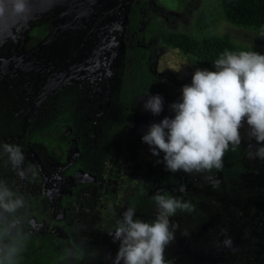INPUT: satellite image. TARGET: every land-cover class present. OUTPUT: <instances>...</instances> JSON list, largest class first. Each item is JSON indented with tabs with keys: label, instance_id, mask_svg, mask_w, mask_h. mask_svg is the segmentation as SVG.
Masks as SVG:
<instances>
[{
	"label": "flooded vegetation",
	"instance_id": "1",
	"mask_svg": "<svg viewBox=\"0 0 264 264\" xmlns=\"http://www.w3.org/2000/svg\"><path fill=\"white\" fill-rule=\"evenodd\" d=\"M91 1L94 2V0ZM177 1H185L186 3L183 6L180 5L181 11L180 9L176 10L180 11V13L173 10L167 11L157 0H106L105 7H102L97 1L94 8L95 14H91V16L97 17L89 28L91 32L96 34V43L88 52L89 55H86L81 61H74L69 66L66 58L60 60L59 56H54L49 50L45 51V49L47 44L54 43L57 36L63 32H67L68 27H74L69 22L70 17L68 16H74L75 19L86 16L87 12L85 8L74 6L77 3L85 2L83 0H36L32 15L26 23L20 25L18 30L13 29L9 32L0 33V67L2 69L6 67L12 76L15 78L19 77L17 82L13 78V82L15 81L17 86L26 87L24 89L26 90L25 93L36 96L37 102H41V105H44L40 108L41 111L35 110V103L30 105L27 111L31 117L57 110V106L53 103L55 100L53 96L64 88L66 85L64 83H67V85L71 84L67 82L69 81L68 78L65 82V77L67 76H80L82 80H85L87 72L96 80L97 78L103 80V83L105 81L108 82L109 79L114 80L113 78L117 77L116 92L111 96L108 94L107 98V106L108 102L112 101L109 111L113 113L114 106L118 100L117 94L121 89L122 79L120 76H122L123 72L132 62L131 55L127 49H132V47H126V53L129 54L130 61L128 65L125 63L121 65L119 77V72L114 65V63L118 62L116 56H114L115 51L119 48V42L127 45V37H124L125 32L132 33L135 42L138 41L135 39L134 33L127 28L128 11L131 5L134 2L145 3L147 7L153 2V5L160 7L162 11H170V13H175L176 15L168 16L167 13L161 14L155 11L154 17L159 24L164 23L168 29L175 32L183 31L190 35H197L195 16L200 10L198 6L200 0ZM208 2L210 1L203 0L201 4L203 6ZM116 16H119L120 20H123L126 25L120 27L121 24ZM160 16H164L165 18H161ZM177 21L181 23L185 22V27L189 24L191 32L185 28L176 30L174 27L175 29H173L172 22L177 27ZM57 29H60V31L56 32ZM146 36L151 41L147 44L143 43L142 46L147 50L149 58L152 60V70L159 77H164L165 74H157L154 70V53L156 52L155 54H157V50L161 46L170 47L162 44L160 39L153 37L151 34H145L143 42ZM33 40H37L35 44ZM151 44H155V50L152 49ZM80 51L81 47L76 54H80ZM56 57L58 58L55 59ZM109 63L111 64V70L108 65ZM113 67L114 69L112 70ZM193 73L194 71L191 70V67H187L185 72H175L177 81L181 87L185 84H191ZM159 79L161 80V78ZM54 81H60L57 83V87L54 86ZM109 86H111L110 82L108 83ZM149 96L146 93L134 97L130 105L131 109L125 119L123 132L128 131L131 134L133 132L139 133L133 127L132 130H128V122L136 114L137 109L135 104L137 100H140V98L146 100ZM162 97L164 100V93ZM112 118V115L108 118L110 120V133ZM62 125L59 124L58 127ZM41 126H34L29 135L21 138L16 134H12L8 138V143L11 142L12 144L22 146L25 153L26 165L35 164L40 169L39 180L31 183L19 181L9 167L4 174L5 179L8 180L11 186L16 187L30 199V210H25L24 213L25 217L26 215L28 217L23 219L24 248L30 251L28 257L30 260H27L26 256L21 253L17 257V262H24V264H27L26 262L29 261L31 262L29 264H113L120 242L118 240L114 241L113 236L109 233L111 231L114 232L118 222L122 219L123 212L129 207L134 208L136 211L134 218L151 222L156 215V205L153 197L156 193L161 194L168 187H158L157 190L152 191L150 189L151 186L147 184V180H154L157 183L159 178H153L154 175L149 173V176L146 177V180L142 184L138 183V185H135V188L129 186V188L122 189L119 187V181H117L119 177L115 178L105 169L99 172L95 168V165L100 163L98 157L91 161L94 169L88 170L76 167L79 161L87 159V156L84 154L87 151V147H78L80 141L78 137H65L69 131V128L66 127L61 130L62 135L60 139L65 140V146L66 141L69 140L68 146L63 147L58 144L48 148L44 141L33 137V134L35 132L41 134L48 132L50 134L54 130H59V128L56 129L54 126L50 128L49 124L43 126L44 128ZM48 128L50 129L49 131L47 130ZM244 129L245 126L242 130ZM14 137H16L17 141L13 140ZM111 143L112 145L116 144V140L110 139ZM72 144L75 145V150L71 149ZM110 144L107 147L108 152L104 158L105 160L110 161L120 148L129 149L123 144H119L116 152L110 155ZM90 145L93 147L92 144ZM55 149L60 153L57 162H55L53 157L49 156V153ZM41 153L45 155L47 165L42 163L43 157ZM0 167L3 169L7 168L3 164H0ZM71 169L73 172H69ZM143 190H148V193L144 194ZM116 191L121 194H118ZM39 195L47 201L40 208L43 214L32 205ZM46 211L49 212L48 215H44ZM40 234H50V237H39ZM29 244L32 247H28ZM55 250L58 251L55 252ZM39 255L40 257H38ZM41 257H43V260L40 262L38 259Z\"/></svg>",
	"mask_w": 264,
	"mask_h": 264
},
{
	"label": "rangeland",
	"instance_id": "2",
	"mask_svg": "<svg viewBox=\"0 0 264 264\" xmlns=\"http://www.w3.org/2000/svg\"><path fill=\"white\" fill-rule=\"evenodd\" d=\"M83 1L85 3H77L74 6L85 8L86 16H81L82 18L80 19L68 16L70 17L69 22L74 27H68L67 32L57 36L54 43L47 44L45 49V51L49 50L52 55L59 56L60 60L66 58L69 66L74 61H81L86 55H89L88 52L96 43V34L91 32L89 28L95 22L97 16H91V14H95L94 8L97 1L102 7H105L106 2V0ZM157 1L167 11L173 10L177 13L182 10L179 8L180 5L186 4L185 1L179 2L177 0ZM202 1H199V7L202 6ZM213 4L219 10L217 23L212 28L214 33L223 35L238 44L250 46L259 53L264 54V32L233 26L223 17L217 0H213ZM179 9L180 11H176ZM145 11V15L157 11L161 14L167 13L168 16H176L175 13H170V11H162L160 7L154 6L153 2L146 7ZM116 17L121 24L120 27L126 25L123 20H120L119 16ZM160 17L165 18L164 16ZM145 24L143 22V26ZM174 24L172 22L173 29L181 30L185 28L191 32L189 24L186 27L184 26L185 22H178L177 27ZM59 31L60 29H57L56 32ZM124 37H127V45L119 42L118 46L120 49L117 48L114 55L118 60L117 63H114L119 72L118 77L121 65H124V63L128 65L130 61L129 54L126 53V47L133 48L135 43L132 33L125 32ZM36 41L33 43L35 44ZM150 41L151 39L146 36L144 43L147 44ZM80 47V54H76ZM151 47L153 50L156 49L155 44H151ZM155 53L154 70L157 74H165L163 79L157 80V90H161L165 94L163 111L159 115H153L143 106L148 98L146 100L144 98L137 100L135 104L136 114L130 118L132 120L128 122L127 129L132 130L133 127L134 130L142 135L147 132L152 123H159L166 116L169 118L174 117L175 113L169 106L173 102L180 100L182 90L175 72H185L187 67H191L194 72L197 69H205L196 67L193 64V58L185 55L179 49L174 50L161 46V48H158L157 54ZM108 65L111 70V64L109 63ZM3 68L0 67V144L8 143V138L12 134H16L20 138L29 135L32 128L36 125H42L41 127L44 128L43 126L49 124L51 128L52 126L63 124L69 128L68 135L65 137H78L80 139L78 147H87L86 153L83 151L87 159L79 161L76 167L88 170L94 169L91 161L98 157L100 163L95 165V168L99 172L105 169L115 178L119 177L117 181H119V187L122 189L129 188V186L135 188L138 183L142 184L146 177L149 176V173L152 175L158 174L159 180L157 183L154 180H147L149 182L147 184L151 186L150 189L152 191L157 190L158 187L164 188L178 185L184 191H195L193 194L199 196L200 202L215 199L214 204L221 205L212 207L207 202V205L201 203L198 211H196L195 205L192 204L195 210L193 211L195 217H189L186 213L178 211L175 216L170 218L174 223L179 224V229L176 232L174 242L168 246L165 252L168 264H229L230 256L242 261L243 264H264V160L249 158V153L254 152L257 145L254 139H250L247 136V124L245 129L240 131L244 137L242 144L248 150L246 157L243 159L247 161L246 168L248 171L242 174L240 181L229 180L224 182L221 181L220 177L215 178L219 181V185L214 188L205 179V175L201 178L203 175L197 173L188 174L183 171L171 173L166 170L165 166L160 168L155 166L157 156L152 155L150 146L144 142L133 149L120 148L110 161L104 159L111 139L110 120L108 118L111 117L109 107L112 101L108 102L107 106V98L108 94L111 96L116 92L117 77H114V80L109 79L108 82L105 81L103 83V80L98 78L96 80L87 72L85 80H82L80 76H67L65 77V82L68 78L69 81L67 82L71 84L67 85V83H64V85L66 84L65 86L63 85L64 88L60 87L62 90L53 96L55 98L53 103L57 106V110L31 117L27 111L30 105L35 103V110H40L44 105H41V102H37L36 96L25 93L26 90L24 89L26 87L17 86L15 81L17 82L19 77L15 78L8 72L6 67ZM207 70L215 71V69ZM13 78L15 79L14 82ZM59 82L54 81V86ZM109 82L111 86L108 87ZM170 83L172 84L170 85ZM47 130L49 131L50 129L48 128ZM13 140L17 141L16 137ZM9 144L12 143L9 142ZM71 149L75 150L74 144H72ZM41 155L43 157L42 163L47 165L45 155L43 153ZM59 155L60 153L57 149L49 153V156L53 157L55 162H57ZM7 170L8 167L6 169L0 167V178L5 179L4 174ZM69 172H73V170L71 169ZM185 180L188 181L186 182ZM191 180H194L193 185ZM225 190H228L229 194L225 195ZM116 192L121 194L118 191ZM142 192L147 194L148 190H143ZM44 203H47V201L39 195L32 205L43 214L40 208ZM27 210H30L29 207ZM22 213L23 219H26L28 215L25 217V210ZM48 214L49 212L47 211L44 213V215ZM184 231L189 234L182 235ZM225 234L232 239L231 248L223 247L220 243L225 239ZM39 237H50V234H40ZM21 253L26 256L27 260H30L28 259L30 251L25 250L23 247ZM29 262L26 263L29 264ZM17 264H24V262H17Z\"/></svg>",
	"mask_w": 264,
	"mask_h": 264
},
{
	"label": "clouds",
	"instance_id": "3",
	"mask_svg": "<svg viewBox=\"0 0 264 264\" xmlns=\"http://www.w3.org/2000/svg\"><path fill=\"white\" fill-rule=\"evenodd\" d=\"M35 2L0 0V33L18 30L26 23ZM213 64L215 71L197 69L193 73L191 84L182 86L180 100L169 106L174 117L152 123L142 141L150 146L153 156L163 153L162 161L157 163L163 162L167 171L207 174L205 179L215 188L219 181L211 173L213 169H223L226 151L242 143L240 130L245 123L247 136L257 145L249 158L264 160V54L226 50ZM157 87L155 82L156 90ZM143 106L159 115L163 97L151 95ZM25 159L21 145L0 144V164L9 167L19 181L39 180L38 165H26ZM153 199L156 215L151 222L134 218L136 211L129 207L114 232L109 233L120 242L113 264H168L165 252L179 229V224L170 218L178 211L191 213L194 206L182 198L160 193ZM29 206L30 199L24 193L0 178V264H17L25 243L22 210ZM220 243L231 248L233 242L225 234Z\"/></svg>",
	"mask_w": 264,
	"mask_h": 264
},
{
	"label": "trees",
	"instance_id": "4",
	"mask_svg": "<svg viewBox=\"0 0 264 264\" xmlns=\"http://www.w3.org/2000/svg\"><path fill=\"white\" fill-rule=\"evenodd\" d=\"M209 1L210 2L200 7V10L195 16L197 35H190L183 31L175 32L174 30L168 29L165 26L166 24H159L155 20V12L147 15L144 14L146 12L145 3L134 2L131 5L130 10L128 11L127 28L134 33L135 39L138 40L139 43L137 41L134 43L132 49H127L128 53L131 55L132 62L123 72L122 76H120L122 79L121 89L117 94V104L114 106L113 113L111 112L113 118L110 137L111 140H116V144H110V155L116 152L119 144H123L125 147L133 149L142 141L143 135L139 133L133 132V134H131L128 131L123 132L125 119L131 109L130 105L134 97L146 93L150 96L156 94L163 95L161 90H156L155 88V82L159 80L160 77L153 72L152 60L149 58L147 50L142 46L145 34H151L153 37H157L162 44L169 47H177L181 49L184 54L190 55L193 58V63L195 65L205 69H215L213 63L226 50L237 54L242 51L258 52L250 46L238 44L229 38L212 31V28L217 23L219 10L216 8V5L213 4V0ZM217 2L220 5L223 17L232 25L253 31L264 32V0H217ZM143 22L146 23L144 26ZM58 126L59 125H55L54 127L56 129L59 128V130H54L50 134L35 132L33 137L44 141L48 148L58 144L66 147L69 144V140L66 141L65 146V140L60 139L62 135L61 130L65 129L66 126ZM247 152V148H245L242 143L234 150L230 147L223 157V169H213L211 175H213L214 178L220 177L221 181L224 182H228L229 180L240 181L242 174L245 171H248L246 168L247 161L243 160L244 157H246ZM162 159L163 153L157 157V160L162 161ZM155 166L160 168L165 165L163 162L157 163L156 161ZM202 175L201 178L207 174ZM158 177V174L153 176V178ZM185 181L187 182L188 180ZM191 183L193 185L194 180H191ZM194 192L195 191H180V186L176 185L168 187L161 194L189 201L195 205V210L197 209L196 211H198L201 203H205L206 205L208 203V205L212 207L221 206L219 204H214L215 199H212V201L206 200L207 203L200 202L201 199L199 196H196V194H193ZM227 194H229L228 190H225V195ZM214 196H216V194H214ZM186 215L189 217H195L193 211L191 213H186ZM28 247L32 246L29 244ZM56 251L58 250H55V252ZM38 257H40V255ZM38 260L41 262L43 257ZM229 264L243 263L240 260H236L233 256H230Z\"/></svg>",
	"mask_w": 264,
	"mask_h": 264
}]
</instances>
